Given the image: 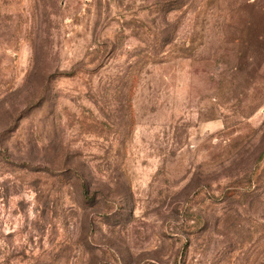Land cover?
I'll return each instance as SVG.
<instances>
[{"label":"rangeland","instance_id":"1","mask_svg":"<svg viewBox=\"0 0 264 264\" xmlns=\"http://www.w3.org/2000/svg\"><path fill=\"white\" fill-rule=\"evenodd\" d=\"M0 264H264V0H0Z\"/></svg>","mask_w":264,"mask_h":264}]
</instances>
